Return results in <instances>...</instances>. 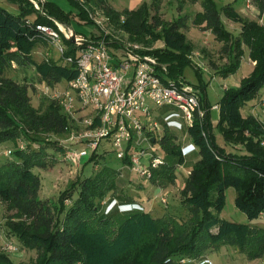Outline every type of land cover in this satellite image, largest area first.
Returning <instances> with one entry per match:
<instances>
[{
	"label": "trees",
	"instance_id": "1",
	"mask_svg": "<svg viewBox=\"0 0 264 264\" xmlns=\"http://www.w3.org/2000/svg\"><path fill=\"white\" fill-rule=\"evenodd\" d=\"M9 1L18 5L20 11L14 13L0 4V144L22 140L25 146L19 144L15 150L10 149L18 160L0 161V200L12 212L6 222L9 232L26 247L38 251L34 264H184L183 258L198 259L222 243L238 246L250 260L264 257V227L221 216L229 187L236 189V206L248 218L253 220L264 213V122L254 115L245 116L242 111L264 88V19L261 23L247 18L233 3L226 4L224 14L240 25V32L235 35L226 29L215 0H202L203 10L194 18L195 25L211 30L224 43L230 62L219 70L223 77L241 67L243 46L248 47L250 58L255 61L251 74L239 86L225 89L220 102V131L227 143L244 148L243 153H235L219 146L212 136L207 83L201 79L200 84H193L185 77L195 49L184 31L186 18L179 16L167 22L159 11L161 0H153L150 5L144 2L138 9L125 12L115 9L110 0H84L92 10L103 8L109 23L127 33L131 41L143 43L144 48L138 52L167 64L169 76L178 85L192 84L199 89L205 111L203 117L196 113L193 124L188 126L199 152L181 190L180 202L188 208V217L184 219L169 211L158 216L130 196L123 199L126 206L122 210L107 215L100 213L98 201L118 190L121 174L109 165H102L91 176L78 178L61 192L58 204L41 197L42 178L35 168H47L55 162L48 152L50 147H57L64 154V145L53 140L51 134L66 136L69 118L55 99H50L45 108L36 107L30 85L5 74L15 63L18 67H34L40 79L50 86L74 79L78 75L75 63H60L52 58L37 62L33 56L35 48L48 44L38 26L59 30L55 22L70 25L73 12H66L54 1L45 0L40 9L31 0ZM252 1L264 14V0ZM70 3L78 10L76 17L96 24L83 3ZM34 14L36 18L32 19ZM89 38H105L115 47L123 45L110 40L106 33ZM63 39L69 46L65 55H76L72 42ZM159 39L164 46L151 48ZM154 142L161 146L165 163L153 170L150 181L168 185L175 182L176 169L185 165V152L167 127ZM99 148L88 162L98 163L105 153L113 151L105 149L100 153ZM123 162L130 164L129 154ZM68 200L70 205L65 204ZM0 264L21 263L0 250Z\"/></svg>",
	"mask_w": 264,
	"mask_h": 264
},
{
	"label": "rangeland",
	"instance_id": "2",
	"mask_svg": "<svg viewBox=\"0 0 264 264\" xmlns=\"http://www.w3.org/2000/svg\"><path fill=\"white\" fill-rule=\"evenodd\" d=\"M37 9L42 7V2L45 0H31ZM54 1L60 5L66 12H73L70 25L63 24L56 21L57 28L61 31L63 37L67 38L70 28L78 34H82L89 38L92 34L101 35L102 33L109 34L110 40L120 41L125 45L136 44L140 48H144L143 43L131 41L129 35L123 30L117 28L112 23H109L108 16L103 8L94 7L90 9L85 1L83 3L89 11L90 17L96 24H88L79 19L77 15L78 10L72 7L70 0H48ZM153 0H110V3L119 12L138 9L144 2L149 5ZM219 9L226 29L232 31L235 35L240 32V25L230 20L223 12V7L228 3H233L236 9L245 17L259 20L261 23L264 19V14L253 4H248L246 0H215ZM0 4L8 10L19 13L18 5L11 3L9 0H0ZM202 0H161L160 13L163 19L167 22L176 20L179 16H183L187 20V27L184 29L188 35L189 40L194 44L195 49L192 54V64H189L184 71L186 79L193 84H200L201 79L207 83V95L209 103L211 104V119L212 128L211 133L215 142L227 149L229 152L243 153L242 145H234L227 143L223 133L220 131L218 122L221 117L220 102L224 94V90L228 87L239 86L243 78L249 76L254 69L255 61L250 58L247 46H243L245 54L241 57V67L236 73L227 77L219 74V70L226 67L230 62L229 54L223 49L224 43L217 40L211 30L205 29L202 26L194 24V18L199 11H202ZM32 19L36 15L31 16ZM161 28L159 29V31ZM63 44V43H62ZM120 46V44H118ZM118 46V47H119ZM164 41L159 39L152 43L151 48L163 47ZM116 49L115 46H111ZM117 47V48H118ZM33 56L37 62H42L46 59H56L62 63L59 50L53 43L47 45H39L35 48ZM199 69V71H198ZM7 76L14 78L21 83H28L30 85V95L32 103L36 107H47L50 103V97L44 92L46 82L40 79L39 74L34 67H18L15 63L6 71ZM58 91L64 92L65 84L58 85ZM202 107V106H201ZM204 110V108L202 107ZM157 120L163 125V132L167 127L171 133L178 137V142L182 144L185 152L186 163L184 168H179L176 171V180L168 185L154 184L151 181L142 179L138 173L133 172L131 168L124 166V162L116 157L114 151L105 153L104 158L100 159L98 163L88 162L89 160H80L72 162L64 159V154H61L57 147H50L48 152L55 162L50 164L47 168H35V172L40 174L42 178L41 197L51 200L58 204L61 192L68 189L78 178L91 176L96 173L102 165H109L121 171L118 179V190L113 194L98 201L99 211L101 214H109L111 212L120 211L122 207L126 206V201L122 202L126 196L134 197L142 203L143 209L151 210L153 204L155 207H162L166 211L176 213L182 218H187L189 210L186 206L181 204V190L184 187V176L187 173V168H191L199 159L198 148L192 141L188 133V122L185 119L184 113L178 108H171L169 112L155 106ZM243 114L254 115L260 121L264 122V88L258 93L256 98L248 102L242 109ZM162 133V132H161ZM163 134V133H162ZM53 140L64 141L66 136L52 135ZM26 143L28 141L23 140ZM22 140L17 144L8 141L0 144V161L10 159L18 160L15 154H8V150H15L18 145H21ZM60 145V144H59ZM37 147L38 144H33ZM105 149H113L110 143H105L100 146L98 152L103 153ZM162 152V151H161ZM163 154V153H162ZM90 159V158H89ZM88 162V163H87ZM177 170V169H176ZM178 173V174H177ZM183 173L185 175L183 176ZM76 195V194H75ZM237 192L234 187H229L226 191V204L221 212V216L234 222L250 224L253 227H264V213L258 218L251 220L248 216L237 208L235 203ZM167 199L163 203L162 198ZM122 202V203H121ZM157 202V203H156ZM65 204L70 205L68 200ZM156 209V208H154ZM154 213L158 211L152 210ZM12 212L6 209V204L0 200V250L7 253L13 261L21 264H34L38 260V251L26 247L17 237L9 232L7 227V217ZM160 213H162L160 211ZM14 244L16 249L9 250V245ZM205 264H264V257L258 258L260 260L253 261L247 257V254L240 250L238 246L222 243L218 248L209 250L205 256L198 258V260L205 259ZM256 260V259H255ZM197 264V263H195Z\"/></svg>",
	"mask_w": 264,
	"mask_h": 264
},
{
	"label": "built area",
	"instance_id": "3",
	"mask_svg": "<svg viewBox=\"0 0 264 264\" xmlns=\"http://www.w3.org/2000/svg\"><path fill=\"white\" fill-rule=\"evenodd\" d=\"M38 28L48 43L57 46L63 63H75L78 70L74 79L56 86L47 84L44 90L50 99L60 103L69 118L66 139L61 141L64 159L87 161L102 143H110L121 161L129 154L130 164L124 166L150 181L153 170L165 163L161 146L154 142L163 133L155 106L178 108L192 125L196 113L205 115L199 89L192 84L178 85L169 76L168 65L138 52L139 45L123 44L114 49L105 38L93 40L70 28L67 39L76 55H65L69 46L61 31L46 25ZM61 84L66 85L64 92L58 91ZM20 146L24 147V142ZM162 201L166 203L167 199L163 197ZM8 249L16 247L11 244ZM181 262L205 264L206 257L183 258Z\"/></svg>",
	"mask_w": 264,
	"mask_h": 264
},
{
	"label": "crops",
	"instance_id": "4",
	"mask_svg": "<svg viewBox=\"0 0 264 264\" xmlns=\"http://www.w3.org/2000/svg\"><path fill=\"white\" fill-rule=\"evenodd\" d=\"M170 107H165V108H162L161 110H164L165 111V113H167V112H169L170 111ZM179 168H184L183 166H180V167H178V169H177V171L179 170ZM192 168V167H191ZM191 168H187V173H186V175H185V173H183V176H184V184L183 185H185V181H186V178L189 176V173H190V171H191ZM178 174V173H177ZM157 203V202H156ZM155 205H157V206H160V205H158V203L157 204H153L152 205V207H151V211L152 210H156V211H158V212H156L155 214L156 215H158V216H161L162 214H164L165 212H166V210L165 209H163L162 207H160V208H158V207H155ZM154 208H156V209H154ZM160 211L162 212V213H160ZM153 212V211H152ZM154 213V212H153ZM258 260H260V259H256V260H253V261H258Z\"/></svg>",
	"mask_w": 264,
	"mask_h": 264
},
{
	"label": "water",
	"instance_id": "5",
	"mask_svg": "<svg viewBox=\"0 0 264 264\" xmlns=\"http://www.w3.org/2000/svg\"><path fill=\"white\" fill-rule=\"evenodd\" d=\"M71 40L73 41V40H74V37H72ZM153 140H154V139H153Z\"/></svg>",
	"mask_w": 264,
	"mask_h": 264
}]
</instances>
